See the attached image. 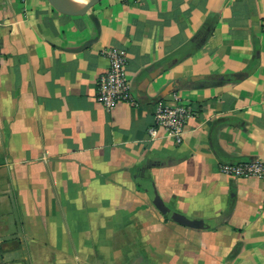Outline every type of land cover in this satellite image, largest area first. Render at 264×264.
I'll list each match as a JSON object with an SVG mask.
<instances>
[{
	"label": "crops",
	"instance_id": "crops-1",
	"mask_svg": "<svg viewBox=\"0 0 264 264\" xmlns=\"http://www.w3.org/2000/svg\"><path fill=\"white\" fill-rule=\"evenodd\" d=\"M0 43V264H264V183L220 171L264 161V0H0ZM109 48L136 105L95 101ZM175 98L182 142L150 140Z\"/></svg>",
	"mask_w": 264,
	"mask_h": 264
},
{
	"label": "built area",
	"instance_id": "built-area-1",
	"mask_svg": "<svg viewBox=\"0 0 264 264\" xmlns=\"http://www.w3.org/2000/svg\"><path fill=\"white\" fill-rule=\"evenodd\" d=\"M108 61L105 72L97 78V91L95 101L107 111H112L120 103L136 105L132 93V86L126 74L125 54L117 49L109 48L103 52ZM2 60V47L0 43V64ZM174 104L159 103L153 117V124L147 130L150 140L169 138L175 144L183 140L184 128L194 115L195 109L187 103H179L175 98ZM178 102V103H176ZM220 171L231 177H254L264 183V161L253 160L238 163H223Z\"/></svg>",
	"mask_w": 264,
	"mask_h": 264
},
{
	"label": "water",
	"instance_id": "water-1",
	"mask_svg": "<svg viewBox=\"0 0 264 264\" xmlns=\"http://www.w3.org/2000/svg\"><path fill=\"white\" fill-rule=\"evenodd\" d=\"M53 7H55L58 11L71 14V15H82L85 14L90 8L94 7L98 4L101 0H48ZM241 78V74H230V75H210V76H199V80H207V81H231L234 79ZM191 80V79H190ZM187 81V79L182 80V82ZM149 80H147L142 86L141 89L146 87ZM139 90L140 93H143V90ZM150 201L152 205L161 210L166 211L165 204L162 201L161 197L157 193V191L153 190L148 193ZM174 220L185 227H189L192 229H205L208 226L204 224L200 220H191L183 215H177L173 217Z\"/></svg>",
	"mask_w": 264,
	"mask_h": 264
}]
</instances>
